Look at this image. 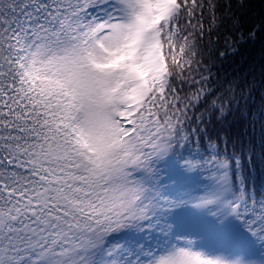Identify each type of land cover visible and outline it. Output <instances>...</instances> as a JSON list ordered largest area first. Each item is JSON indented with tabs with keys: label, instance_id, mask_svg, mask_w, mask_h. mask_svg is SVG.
<instances>
[{
	"label": "snow or ice",
	"instance_id": "6c2138e0",
	"mask_svg": "<svg viewBox=\"0 0 264 264\" xmlns=\"http://www.w3.org/2000/svg\"><path fill=\"white\" fill-rule=\"evenodd\" d=\"M215 10L0 0V264H264V96L213 120Z\"/></svg>",
	"mask_w": 264,
	"mask_h": 264
},
{
	"label": "trees",
	"instance_id": "16d2710c",
	"mask_svg": "<svg viewBox=\"0 0 264 264\" xmlns=\"http://www.w3.org/2000/svg\"><path fill=\"white\" fill-rule=\"evenodd\" d=\"M215 4L212 31L202 44L205 71L221 99L227 100V115L219 127H235L257 119L264 96V0H212ZM209 14L206 13V18ZM254 105L255 110L252 106Z\"/></svg>",
	"mask_w": 264,
	"mask_h": 264
}]
</instances>
